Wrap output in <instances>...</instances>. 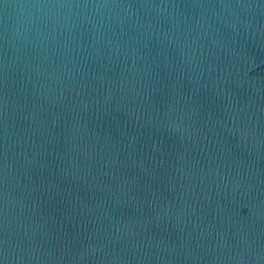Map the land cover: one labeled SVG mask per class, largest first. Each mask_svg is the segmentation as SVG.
<instances>
[{"label":"water","instance_id":"1","mask_svg":"<svg viewBox=\"0 0 264 264\" xmlns=\"http://www.w3.org/2000/svg\"><path fill=\"white\" fill-rule=\"evenodd\" d=\"M0 264H264V0H0Z\"/></svg>","mask_w":264,"mask_h":264}]
</instances>
